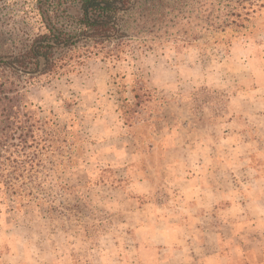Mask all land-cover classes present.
<instances>
[{
  "label": "rangeland",
  "instance_id": "rangeland-1",
  "mask_svg": "<svg viewBox=\"0 0 264 264\" xmlns=\"http://www.w3.org/2000/svg\"><path fill=\"white\" fill-rule=\"evenodd\" d=\"M68 4L78 12L77 0L60 7ZM135 5L122 22L132 44L125 59L91 56L27 82L33 108L49 119V147L18 178L25 191L15 200L0 189L1 251L11 234L35 264H159L147 245L164 239L158 217L170 223L182 211L176 170L242 184L264 171V0ZM47 7L0 0L1 55L44 30ZM141 80L152 98L126 123L123 104L136 102Z\"/></svg>",
  "mask_w": 264,
  "mask_h": 264
},
{
  "label": "trees",
  "instance_id": "trees-1",
  "mask_svg": "<svg viewBox=\"0 0 264 264\" xmlns=\"http://www.w3.org/2000/svg\"><path fill=\"white\" fill-rule=\"evenodd\" d=\"M71 1L47 0L48 7L41 14L44 30L18 52L0 54V189L8 192L11 202L18 189L25 191V182L19 184L18 178H27L39 154L49 147L45 130L49 119L33 108L27 82L41 75L71 72L91 56L125 59L132 46L122 22L138 0H77L76 13L70 11V4L60 7ZM133 92L136 102L123 104L126 123L132 112L152 98V89L142 80Z\"/></svg>",
  "mask_w": 264,
  "mask_h": 264
},
{
  "label": "crops",
  "instance_id": "crops-1",
  "mask_svg": "<svg viewBox=\"0 0 264 264\" xmlns=\"http://www.w3.org/2000/svg\"><path fill=\"white\" fill-rule=\"evenodd\" d=\"M173 148L177 149L178 145ZM177 171L180 174H176L175 180L186 188L184 194H176L183 202L177 209L182 211L175 210L177 217H172L170 223L158 217L157 225L167 226L156 227L154 231L156 234L159 230L164 239L146 246L156 249L159 264L169 258L173 264L185 260L191 263L193 259L198 264H264V171L256 169L250 179L244 175L243 184L237 178L238 183L228 178L210 182L206 172H196L194 168ZM166 248L169 253L164 252ZM35 262L34 257L27 260L21 255L15 235L5 239L0 264Z\"/></svg>",
  "mask_w": 264,
  "mask_h": 264
}]
</instances>
